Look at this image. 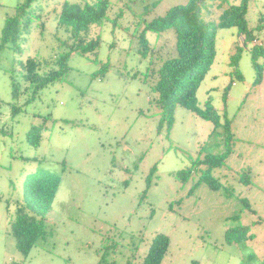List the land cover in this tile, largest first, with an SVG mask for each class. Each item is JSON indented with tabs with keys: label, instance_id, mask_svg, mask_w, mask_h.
<instances>
[{
	"label": "rangeland",
	"instance_id": "374dc122",
	"mask_svg": "<svg viewBox=\"0 0 264 264\" xmlns=\"http://www.w3.org/2000/svg\"><path fill=\"white\" fill-rule=\"evenodd\" d=\"M21 1L0 0V33ZM62 1L38 0L20 52H0V264H141L156 235L169 240L161 264H240L248 253L263 262L264 71L254 85L237 30H217L216 57L196 95L199 107L209 101L231 120L230 153L211 171L220 189L193 187L200 173L185 181L177 173L198 158L224 154L223 133L180 106L168 136L158 133L152 87L162 63L175 55L176 36L172 28L147 33L151 51L141 58L135 34L140 19L148 23L187 0H111L104 22L87 33L88 40L99 38L95 54L71 56L61 80L25 105L27 85L13 99L11 82L20 83V63L28 58L42 65L41 73L57 70ZM218 4L205 0L201 20L216 23ZM246 23L259 27L264 47V0L249 1ZM104 64L110 68L101 76ZM9 103L20 108L15 115ZM32 129L39 132L36 147L26 139ZM37 172L58 177L59 186L44 221L46 240L24 258L9 234L6 206L20 200L26 176ZM239 225L253 240L227 242L226 233Z\"/></svg>",
	"mask_w": 264,
	"mask_h": 264
},
{
	"label": "trees",
	"instance_id": "16d2710c",
	"mask_svg": "<svg viewBox=\"0 0 264 264\" xmlns=\"http://www.w3.org/2000/svg\"><path fill=\"white\" fill-rule=\"evenodd\" d=\"M38 0H22L17 3L13 14L4 19L3 28L0 33V52L9 48L15 53L20 52L21 36L29 29L33 21L36 20L34 5ZM205 0H187L186 4L171 7L164 16L153 19L142 24L139 20L136 29L138 42V53L144 58L150 51L147 33L160 34L168 28L174 30L176 36L175 55L162 63L157 71V81L152 87L154 98L150 102L158 110V133L164 131L168 136L174 119L173 110L175 106H180L193 113L198 118L210 122L214 126V132L220 130L226 142V152L221 156H205L198 158L190 170L179 171L176 177L180 181H185L194 173H200L198 181L194 184L204 182L210 189H220L219 183L211 177V171L224 162L225 157L230 153L229 144L232 135L230 133L231 120L225 114L220 115L208 101L203 107L197 105V91L200 84L205 79L216 57V32L219 29L237 30V36L242 39V45L250 54L252 67L256 77L254 85L262 81L264 71V47L258 44L259 38L255 32L259 27L249 29L246 23L248 3L250 0H216L219 1L221 15L216 23H206L201 20V4ZM111 0L71 1L63 0L60 4V11L57 18L58 34H63L64 38H57L64 51L54 60L57 70L42 72L41 64L32 58H28L24 63H20L21 71L20 83L16 84L12 80V98L18 97V92L22 84L27 85L24 90L28 92L29 99L26 103L33 101L38 92L47 85L61 80L62 74L66 70L68 60L73 55L87 56L95 54L99 47V38L87 39V33L93 26L101 25L106 19V13ZM239 47H236L234 55L231 57L230 65L237 68L239 61ZM260 59L263 63H260ZM93 62L97 65L98 61ZM108 64H104L99 75H104L108 69ZM94 76V75H93ZM241 79V75L237 73ZM11 105V115H15L20 109ZM0 130V134H2ZM27 142L38 146V130H30L26 134ZM204 168V170L202 169ZM154 169L152 170V172ZM151 172V175H152ZM59 186L58 177L37 172L26 176L22 184V196L19 201L7 204L6 213L8 221V231L15 242L17 250L24 258L34 248L39 241L46 240L44 221L51 210V206ZM246 207L247 204H245ZM238 219V217H234ZM253 240V236L248 234L246 228L239 225L226 233V241L229 243H244ZM169 248V240L164 235H156L146 256L141 264H161ZM20 264V263H12ZM240 264H264L255 263V256L248 253L242 258Z\"/></svg>",
	"mask_w": 264,
	"mask_h": 264
}]
</instances>
